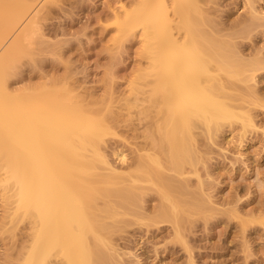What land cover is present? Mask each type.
<instances>
[{
  "label": "rangeland",
  "instance_id": "374dc122",
  "mask_svg": "<svg viewBox=\"0 0 264 264\" xmlns=\"http://www.w3.org/2000/svg\"><path fill=\"white\" fill-rule=\"evenodd\" d=\"M37 1L32 2L35 8L26 20L33 18L28 37L0 52L4 67L10 66L8 88L17 92L61 88L67 91L65 98L74 96L84 107L99 109L109 133L98 152L113 168L107 171L103 163H96L98 175L117 173L124 182L133 169L134 154L145 152L138 151L141 146L151 148L157 162L152 166L158 178L153 174L141 180V194L133 204L117 197L95 198L99 207L114 204L116 212L115 218L105 221L116 231L88 234L90 244L103 251L106 264H264V0L200 4L202 29L210 30L207 36L221 39L219 45L231 46L233 55L242 60V81H233L235 88L230 92L242 96L234 102L241 106L236 113L253 117L254 126L221 121L210 135L195 129L191 163L182 164L180 170L171 169L168 146L161 145L164 150H160L155 144L151 119L145 115L153 107L148 101L135 100L142 97V88L149 89L142 86L143 81L151 80L146 77L149 60L143 27L130 20L143 0ZM166 4L171 18H176L173 0ZM18 28L8 27V36ZM173 31L180 34L182 30ZM152 142L154 149L149 147ZM82 155L92 157L93 153L88 148ZM94 184L99 189L118 187ZM172 205L177 207L178 219L180 213L179 226L158 218L160 210ZM11 209L0 186V264H23L30 243L27 220L10 223Z\"/></svg>",
  "mask_w": 264,
  "mask_h": 264
},
{
  "label": "bare ground",
  "instance_id": "6f19581e",
  "mask_svg": "<svg viewBox=\"0 0 264 264\" xmlns=\"http://www.w3.org/2000/svg\"><path fill=\"white\" fill-rule=\"evenodd\" d=\"M4 1L0 5V52L28 37L33 18L26 20L37 0L22 4L17 0ZM151 1L143 0L142 7L138 6L141 8L130 17L144 30L149 60L146 77L151 80H144L142 86L152 91L148 94L149 89L142 88V97L135 100L148 101L153 107L150 114H144L151 119L155 144L160 150H164L161 145L168 146L171 169H178L187 161L191 163L190 143L195 129L206 130L210 135L219 129L221 121H239L244 127H253L254 121L249 115L236 113L241 106L234 102L243 98L230 92L233 81H242V60L233 55L231 46L219 45L221 39L213 35L211 39V34L207 36L210 30L204 26L207 31L202 29L200 4L206 0H173L179 23L171 18L166 0H155L157 4ZM149 2L156 6L155 11ZM11 26L21 30L9 37L6 29ZM175 28L183 33L175 34ZM154 32L157 37L151 38ZM5 65L0 61V169L4 170L0 173V186L12 205L8 212L10 223L27 220L30 243L23 264H106L103 251L90 244L88 234L113 233L114 226L105 221L115 218L116 212L114 204L99 207L95 198L117 197L133 204L141 194V180L153 174L159 176L152 166L157 162L149 148L155 144L152 142L149 149L141 146L138 151L145 152L134 154V166L125 184L119 179L120 174L98 175L94 172L96 163H103L107 171L113 168L98 152L100 142L109 133L100 110L84 107L72 95L65 98L67 91L60 87L37 92L10 90L6 84L10 66ZM88 148L92 157L82 155ZM88 177L92 179L88 181ZM94 183L118 187L99 189ZM164 199L167 200L166 195ZM160 211V221L173 220L176 225L182 222L175 205Z\"/></svg>",
  "mask_w": 264,
  "mask_h": 264
}]
</instances>
